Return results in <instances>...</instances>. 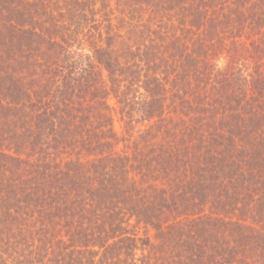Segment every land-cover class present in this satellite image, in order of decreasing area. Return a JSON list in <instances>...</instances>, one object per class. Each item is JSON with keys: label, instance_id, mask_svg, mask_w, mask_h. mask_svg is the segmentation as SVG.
Returning <instances> with one entry per match:
<instances>
[{"label": "trees", "instance_id": "trees-1", "mask_svg": "<svg viewBox=\"0 0 264 264\" xmlns=\"http://www.w3.org/2000/svg\"><path fill=\"white\" fill-rule=\"evenodd\" d=\"M0 264H264V0H0Z\"/></svg>", "mask_w": 264, "mask_h": 264}, {"label": "rangeland", "instance_id": "rangeland-1", "mask_svg": "<svg viewBox=\"0 0 264 264\" xmlns=\"http://www.w3.org/2000/svg\"><path fill=\"white\" fill-rule=\"evenodd\" d=\"M113 104V101H112ZM115 130L118 133V135L122 136L124 131V122L121 121V117L119 114H116L115 117ZM122 144H120V148H122Z\"/></svg>", "mask_w": 264, "mask_h": 264}]
</instances>
